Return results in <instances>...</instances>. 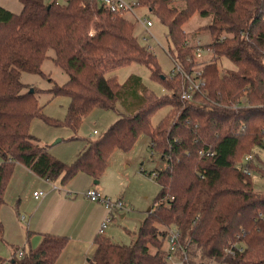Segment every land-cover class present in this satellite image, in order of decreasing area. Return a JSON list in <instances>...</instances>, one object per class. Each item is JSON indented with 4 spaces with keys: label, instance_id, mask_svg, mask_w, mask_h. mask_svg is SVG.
<instances>
[{
    "label": "trees",
    "instance_id": "16d2710c",
    "mask_svg": "<svg viewBox=\"0 0 264 264\" xmlns=\"http://www.w3.org/2000/svg\"><path fill=\"white\" fill-rule=\"evenodd\" d=\"M20 2L19 12L0 4V209L17 162L47 181L62 176L65 183L79 171L100 180L111 152L130 149L147 133L151 154L166 163L149 172L160 192L134 242L101 235L89 264H164L169 228L180 230L191 264H264V193L253 181L256 160L263 163L253 149H264V0H182V7L176 0L135 1L167 26L175 45L171 55L189 71L197 64L195 47L188 46L183 25L195 13L209 18L194 30L210 33L206 48L213 53V60L202 62L206 86L194 102L181 99V78H167L125 14L92 0ZM49 49L68 74L62 86L48 89L70 97L67 126L78 128L97 107L120 108L118 119L103 135L87 139L72 163L54 156L30 130L32 119L45 115L21 74L42 73ZM224 57L233 68L219 69ZM132 62L147 65L165 94L149 90L137 74L123 83L108 75ZM167 106L153 126V114ZM67 242V236L44 233L35 248H16L10 260L0 255V264H54ZM234 243L245 250L228 253Z\"/></svg>",
    "mask_w": 264,
    "mask_h": 264
},
{
    "label": "rangeland",
    "instance_id": "374dc122",
    "mask_svg": "<svg viewBox=\"0 0 264 264\" xmlns=\"http://www.w3.org/2000/svg\"><path fill=\"white\" fill-rule=\"evenodd\" d=\"M45 1L52 2L54 0ZM58 2H66V0H58ZM175 3L179 7L184 6L182 0H176ZM0 4L15 12L22 9L20 0H0ZM125 16L134 22V33L139 41L154 47V53L161 65V71L163 70L165 74L168 73L173 67V59L170 54L175 49V45L168 35L167 26L161 23L157 16L144 5H135L134 11H126ZM191 17L183 25L188 46L192 45L196 49L200 42L203 46L201 60L204 62L211 61L213 60V53L206 48L211 42L210 33L205 30L198 35L194 34V30L199 26L206 25L209 18L202 17L197 13ZM145 18L152 22V25L148 27L152 34L147 31L142 23ZM144 37H147L148 41ZM54 53L53 49H49V57H46L41 64L42 73L25 71L21 74V80L26 86L25 90L34 89L45 115L43 117L36 116L32 119L31 132L40 144L46 146L54 156L67 163H72L83 149L87 139L103 135L118 119L120 108L118 105L115 109L97 107L84 117L78 128L72 129V127L67 126L65 121L69 104H71L70 97L65 94L54 96L48 91L55 83L62 86L68 80V74L53 61ZM217 62L220 70L231 69L234 65L225 57ZM111 74L116 75L121 83L125 82L132 74H137L142 78L143 84L157 95L166 92L161 82L150 77V69L143 63H129L108 73V75ZM169 110L170 107L168 106L158 109L152 116L153 126H157ZM45 118L57 121L59 125L47 122ZM253 152L263 162L260 164L256 160L260 170L253 171L254 186L258 192L264 193V149L256 146ZM17 163L5 190L7 203L2 208L5 217H3L2 212L0 213V219L3 221V232L0 234V255L7 260L13 257L16 248L23 249L26 245L28 250L32 246L28 240L29 216L40 204V200L33 197L35 189L44 192L54 190L57 191V195L63 197V199H58L54 196L51 200L52 204L41 211V214L50 215L58 219L59 222L68 213V209L73 206L74 201L79 202L78 205H80L82 203L81 197H88L86 194L91 189H98L104 196L112 200L121 199L126 210L113 211L109 226L105 229L103 236L120 244L130 245L136 239V232L141 227V223L147 217L149 209L160 192L159 183L154 175L149 174V172L163 169L166 166L160 157L151 154L147 133H141L130 149L115 148L111 152L108 166L98 183H94V179L85 172L79 171L65 183L62 181V176H59L52 181L37 180L38 182L35 184L34 180L25 178V174L21 172ZM18 170L21 173V178L16 182V177L19 176ZM88 199L90 200L89 197ZM106 212L105 218L109 214L107 210ZM74 218L78 217L74 216ZM62 219L63 221L66 220L65 218ZM52 223L55 229L59 228L58 224ZM60 234L65 236L66 232ZM165 246H167V241H165ZM151 250L154 251V248ZM173 263L172 260L168 264Z\"/></svg>",
    "mask_w": 264,
    "mask_h": 264
},
{
    "label": "crops",
    "instance_id": "0c3cea01",
    "mask_svg": "<svg viewBox=\"0 0 264 264\" xmlns=\"http://www.w3.org/2000/svg\"><path fill=\"white\" fill-rule=\"evenodd\" d=\"M17 164L20 166L21 172L25 174V178L28 180H34L35 184H37V180H45L35 175L26 167V165H23L20 162ZM20 178L21 173L19 171V176L16 177V182H18ZM34 191H39V189H35ZM34 193L33 197L36 200H40V204L37 205V208H35L29 216L30 223L28 224V240L32 245L31 247L35 248L40 244L44 233L62 235L60 233L64 234L66 232L65 236L67 235L69 240L54 264H89V259L93 256L96 249L95 239L101 236L98 234L100 228L99 225H101L107 214V209L104 204L99 201L89 200L88 197L82 196V203L78 205L79 202L74 201L73 206L68 209V213L62 217L66 220L63 221L61 218V221L59 222L58 219L51 217L50 215L41 214V211L45 210L52 204L51 200L54 196L58 199H63V197L57 195V191L54 190L44 192V195L41 197L39 196V198H36ZM6 200L7 198H5L3 206L7 203ZM3 206L0 209V213L2 212L3 217H5L3 213L4 211H2ZM74 216H77L78 218H74ZM52 222L58 224L59 228L55 229ZM24 247L26 248V245Z\"/></svg>",
    "mask_w": 264,
    "mask_h": 264
},
{
    "label": "built area",
    "instance_id": "2783aa9c",
    "mask_svg": "<svg viewBox=\"0 0 264 264\" xmlns=\"http://www.w3.org/2000/svg\"><path fill=\"white\" fill-rule=\"evenodd\" d=\"M58 1V0H55ZM95 2H98L102 4L105 8L112 12H118L120 14H125L126 11H134L135 1L136 0H92ZM143 25L146 27L147 31L152 34L148 27L152 25L151 20L145 18L142 20ZM146 41H148L147 37H144ZM198 46L195 49L194 55V61L197 63L190 71L187 70L180 62H177L172 55L170 56L173 59V67L171 70L166 73L167 78H175L180 77L182 80L181 83V99H183L186 102H194L195 100V94L196 93H204L205 86H206V78L203 75V69H202V52H203V46L200 44V42L197 44ZM147 47L154 52V47L152 45H147ZM211 51L210 49H207ZM212 52V51H211ZM169 53V52H168ZM209 154H213L212 151H209ZM252 155L246 156L245 160L251 159ZM243 170L247 173H251V170H248L247 168L243 167ZM34 196L36 198H39V196H43V191H34ZM91 200L99 201L104 204L107 211L109 212L108 216L103 220L99 228V234L103 235L105 232V229L107 226H109V222L112 217V211L115 210H124L125 205L121 199L112 200L104 195H102L98 190L91 189L86 194ZM167 246H165V261L164 264H168L173 260L174 263L177 264H191L188 259V255L183 247V243H181V232L178 228H169L168 233L166 235ZM245 246L243 244L234 243L232 244V247L226 248L228 253L235 254V251L243 252L245 250ZM234 247V248H233ZM21 249L17 250V254L21 256L23 253ZM6 264H9L6 263ZM208 264H225L218 261H212Z\"/></svg>",
    "mask_w": 264,
    "mask_h": 264
},
{
    "label": "water",
    "instance_id": "95a60500",
    "mask_svg": "<svg viewBox=\"0 0 264 264\" xmlns=\"http://www.w3.org/2000/svg\"><path fill=\"white\" fill-rule=\"evenodd\" d=\"M30 91H34V89H31ZM99 182V180H95V183H98Z\"/></svg>",
    "mask_w": 264,
    "mask_h": 264
}]
</instances>
